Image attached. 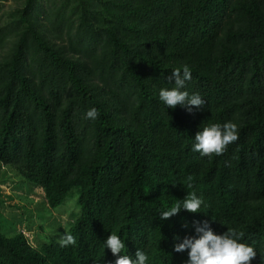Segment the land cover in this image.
<instances>
[{
  "label": "trees",
  "instance_id": "trees-1",
  "mask_svg": "<svg viewBox=\"0 0 264 264\" xmlns=\"http://www.w3.org/2000/svg\"><path fill=\"white\" fill-rule=\"evenodd\" d=\"M39 5L25 0L9 14L18 28L0 60V162L52 206L76 193L67 231L76 244L53 238L38 250L0 230V264H116L137 249L146 264H188L189 250L175 246L204 222L217 235L242 233L238 242L257 252L251 264H264V0ZM183 65L191 80L182 90L205 101L191 111L159 99ZM93 107L99 116L87 119ZM229 121L239 139L222 155L193 151L204 126ZM193 192L200 212L160 220ZM113 233L125 243L117 255L104 244Z\"/></svg>",
  "mask_w": 264,
  "mask_h": 264
},
{
  "label": "clouds",
  "instance_id": "clouds-1",
  "mask_svg": "<svg viewBox=\"0 0 264 264\" xmlns=\"http://www.w3.org/2000/svg\"><path fill=\"white\" fill-rule=\"evenodd\" d=\"M172 78L175 80V87L172 89H161L159 99L168 108H175L177 105L200 108L205 101L199 94L189 95L187 91L182 89L185 87L186 81L191 80V71L188 65L176 68L172 71ZM99 116L96 108H91L86 113V118L95 120ZM195 143L193 151L199 152L202 156L211 157L213 154L222 155L228 145L239 139L237 124L229 121L220 124H210L204 126L202 131L197 132L194 137ZM191 180V177H189ZM188 187H192L191 183ZM202 205V200L193 192L186 196L182 204L177 203L171 208L164 210L160 214V220H167L178 214L183 208L190 213H198ZM196 232L200 235L198 238H185L184 241L175 246L176 252L188 251V264H251L256 257L257 252L253 247L238 242L242 238V233L235 229L228 228L222 235L214 234L208 227V223L204 222L203 227H197ZM61 247L74 246L76 244L75 237L70 232H65L59 239ZM105 247L110 249L113 255H117L125 248L124 241L119 235L110 234L104 242ZM135 260L128 255L120 256L116 260V264H146L149 257L139 249L135 253Z\"/></svg>",
  "mask_w": 264,
  "mask_h": 264
},
{
  "label": "rangeland",
  "instance_id": "rangeland-1",
  "mask_svg": "<svg viewBox=\"0 0 264 264\" xmlns=\"http://www.w3.org/2000/svg\"><path fill=\"white\" fill-rule=\"evenodd\" d=\"M61 1L39 0L38 9L56 10ZM25 7V0H0V25L7 33L0 42V60L11 55L17 37L18 27H14V19L9 14ZM55 22L51 21L52 27ZM43 24L50 25L46 20ZM79 211L76 193L63 204L52 206L41 186L27 180L14 166L0 162V230L5 235L22 233L33 248L40 250L42 243L60 239L75 222Z\"/></svg>",
  "mask_w": 264,
  "mask_h": 264
}]
</instances>
